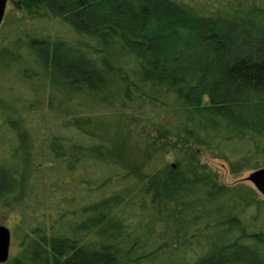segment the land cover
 Listing matches in <instances>:
<instances>
[{
	"label": "trees",
	"instance_id": "obj_1",
	"mask_svg": "<svg viewBox=\"0 0 264 264\" xmlns=\"http://www.w3.org/2000/svg\"><path fill=\"white\" fill-rule=\"evenodd\" d=\"M208 7L200 11L192 4ZM211 7V8H210ZM0 24V206L17 253L0 264H264V205L165 157L163 110L225 157L264 153V0H20ZM50 20L63 34L45 32ZM88 114L150 129L136 170L105 160ZM141 168L147 198L127 188ZM183 255L172 256L168 254Z\"/></svg>",
	"mask_w": 264,
	"mask_h": 264
},
{
	"label": "rangeland",
	"instance_id": "obj_2",
	"mask_svg": "<svg viewBox=\"0 0 264 264\" xmlns=\"http://www.w3.org/2000/svg\"><path fill=\"white\" fill-rule=\"evenodd\" d=\"M192 4L200 11L208 10L197 2ZM14 8L20 12V0H9L6 8ZM211 8V7H210ZM7 10V9H6ZM43 30L51 35L63 34L64 27L50 20L42 25ZM36 107L45 111L61 110L72 117H76L89 130L101 136L105 143L104 158L111 163H119L127 170H136L141 167L147 158L148 150L144 149L141 141L149 132L143 126L131 121L132 113L128 110L118 114H88L82 109L69 106L59 96L49 92L40 91ZM161 133L170 141L172 150L166 154L165 162L171 169L181 173L186 178L195 176H207L216 182L218 186H226L227 192H235L246 198L254 207L264 205V196L247 180V176L256 169L264 168V153H258L248 157H225L218 150L198 145L191 140H186L177 119L168 111L163 110ZM141 168L134 173L133 183L126 192L132 198H147L146 181L142 180ZM264 207V206H263ZM17 212L14 205L0 206V224L10 230L15 226ZM18 239L11 237L9 258L13 257L18 250ZM172 256L183 255L168 254Z\"/></svg>",
	"mask_w": 264,
	"mask_h": 264
},
{
	"label": "water",
	"instance_id": "obj_3",
	"mask_svg": "<svg viewBox=\"0 0 264 264\" xmlns=\"http://www.w3.org/2000/svg\"><path fill=\"white\" fill-rule=\"evenodd\" d=\"M8 1L9 0H0V24L3 21ZM247 180L264 196V168H259L251 172L247 176ZM10 242V229L0 224V263L6 262L9 258Z\"/></svg>",
	"mask_w": 264,
	"mask_h": 264
}]
</instances>
